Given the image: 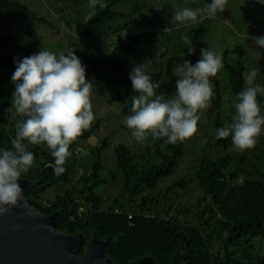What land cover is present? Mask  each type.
<instances>
[{
	"label": "trees",
	"instance_id": "16d2710c",
	"mask_svg": "<svg viewBox=\"0 0 264 264\" xmlns=\"http://www.w3.org/2000/svg\"><path fill=\"white\" fill-rule=\"evenodd\" d=\"M73 1H83L88 5V0ZM112 2V0H105L104 8L97 6L89 20L78 24L76 37L80 42L74 41L73 49L101 87L108 92L111 102L120 105V116H127L131 114V97L137 94L132 89L129 73L134 65H138L141 44L156 42V36L152 31H142L123 38L118 43H113L109 37L112 31V26L109 24L116 15L111 9ZM0 9L19 14L24 21L26 20V31L29 36L36 41L39 40V36L31 25L35 19L40 24L46 25L41 20L43 17H35L28 7L15 0H0ZM46 28L51 31L49 26ZM13 39L8 33L0 34V50L11 45ZM195 42L193 53L197 46L203 48L198 40ZM6 53L7 55H0V67L11 62L15 63L17 59L11 52ZM192 55L184 58H168L160 70L155 67L156 70L149 71L152 82L158 85L155 94H163L164 99L175 95V82L178 78L174 74L175 63L183 62ZM226 69L229 74V87L236 99V93L244 87L241 74L247 69L241 61L227 64ZM213 91L214 96L210 106L217 108L222 100L221 91L218 87ZM257 100L260 102L261 112L264 113V96L258 95ZM26 118L9 111V96L5 99L0 97V148H12L11 140L16 133L17 121ZM100 124L99 121L91 122L90 127L69 145L73 160L65 161V171L60 174L54 173L51 164L53 157L44 143L34 145L25 141L27 150L34 153L33 161H37L34 169L31 165L29 171L21 175L33 182V185L27 187L25 194L44 215L61 210L58 229L70 234L83 232L87 239L93 233L98 234L102 239L111 236L112 240L106 255L116 264H133L134 260L145 255H151L156 264H169L181 246L184 236L188 248L193 251L184 259V264H232V261L236 260L229 253L225 254L224 260L220 258V255L213 254V243L209 245L206 240L207 237H211L208 233L212 228L213 231L218 232L226 248L230 245H238L252 237L264 238V172L256 171V169L248 171L251 177H245L240 167L227 172L230 161L226 156L205 157L194 166V177L203 192L202 200H208L201 212H210L201 224L198 225L195 221L194 225L190 223L189 212L186 213L184 209H176L173 216L167 217L172 212V206L165 204L166 195L155 199L150 191L155 188L161 177L170 174L177 165L183 152L180 141L175 144H166L164 138H154L153 151L159 158V162L146 166L139 163L143 158L142 154L135 153L134 149L124 144L116 146L114 154L116 164L122 172L123 196L112 199V205L106 207L105 203L109 198L96 192V188L104 182L99 175L102 166L99 157L104 143L93 153L97 156V160L93 162L88 172L80 173L79 164L73 154L78 141L89 138ZM232 144L231 136L219 139L215 136L214 138V145L218 148L226 149ZM186 183L187 180L180 179L169 186L167 188L169 191L166 193L170 192L171 187ZM52 184H57L63 193L56 194L57 191H55L54 199L44 206L42 205L45 199L43 194ZM142 192H144L143 195H141ZM81 199L90 204V216L84 222L77 221V204ZM200 205L198 201L197 207ZM116 207L121 208L123 214H115L113 210ZM129 209L132 210L133 216L128 218L126 214ZM143 213L153 217L146 218ZM162 213H165L168 219L162 218ZM179 216L183 219L180 220ZM201 218L203 216L199 219ZM202 228L207 235L203 233ZM223 235L225 236L222 237ZM212 239H215L214 235ZM83 251V248L75 249L74 253L82 254ZM244 254H246L245 261L236 262L264 264V253L257 256Z\"/></svg>",
	"mask_w": 264,
	"mask_h": 264
},
{
	"label": "rangeland",
	"instance_id": "374dc122",
	"mask_svg": "<svg viewBox=\"0 0 264 264\" xmlns=\"http://www.w3.org/2000/svg\"><path fill=\"white\" fill-rule=\"evenodd\" d=\"M15 1L28 7L35 17H43L41 20L46 25L40 24L36 19L34 22L32 21L31 27L39 36V40L36 41L26 31V20L24 21L19 14L0 9V34L8 33L14 38L11 45L0 50L1 56L7 55L6 52H11L17 59H20L41 49L52 51L57 55L61 52L66 54L68 51H74V41L80 42L76 37L78 24L85 23L93 16V12L90 13L89 6L83 1ZM112 1L111 9L116 15L109 24L112 26L109 37L113 43H118L123 38L142 31L155 33L156 42L141 44L140 56L137 60L138 64L148 63L149 71L160 70L168 58H184L187 56L189 46L194 49L196 40L201 43L203 48H213L222 53L224 67L218 71L215 77H210L213 89L218 87L221 91V104L217 108L211 107L209 104L208 107L199 110L200 119L197 122L196 132L180 141L183 145V152L177 165L170 174L161 177L155 188L150 191L155 199L161 198L165 194L167 197L164 199L165 204L172 206L173 213L176 209H184L186 213L189 212L190 223L194 225L196 222L200 225L210 213L201 212L208 200H202L203 192L194 177V166L203 158L226 156L230 161L227 172L240 167L245 177H251L252 175L247 172L254 169L264 172V126H262V132L256 137V143L252 148L241 150L232 144L226 149H221L214 145L216 129L231 123L235 114L236 99L229 87V74L226 65L241 61L247 71L250 69L257 71V82L260 83L261 80H264V48L254 45L252 40L255 36L264 35V4L258 3L257 0H228L224 12L218 13L214 18L179 24L172 20L174 12L185 7L203 8L210 0ZM252 25L255 26L253 30L251 29ZM47 26L51 31L46 28ZM89 49L91 50L90 47ZM200 49L201 47L197 46L193 55L187 60L194 64L200 59ZM182 63L176 62L175 69ZM15 67L13 62L0 67V97L5 99L9 96V111L12 113L15 112L11 102L15 83L11 80V75ZM86 80H92L94 83L91 105L95 119L92 122L99 121L101 124L89 138L78 141L80 154L74 158L79 164L80 172H88L93 162L97 160V156L93 153L104 143L99 157L102 163L99 175L104 182L96 188V192L109 198L105 203V206L109 207L112 205V199L120 197L123 193L122 172L116 164L114 154L116 146L124 144L134 149L135 153L142 154L143 158L139 163L143 166L158 163L159 158L153 151L154 138L151 134L143 142H137L132 137V130L123 124L126 115L120 116L119 114L120 105L111 102L108 92L101 87L87 67ZM171 97L173 96L169 98ZM72 157L71 155L67 160H73ZM36 163L37 161H33L32 165ZM180 179L187 180V183L173 186L170 192L166 193L169 191L167 188ZM55 191H57L56 194L63 193L57 184H52L43 194L45 198L43 201L48 203L52 201ZM143 194L144 192L141 193V195ZM198 201L201 204L199 207H197ZM202 216L203 218L199 219ZM179 219L182 220L183 217L179 216ZM202 231L206 234L203 228ZM208 234H211V237L214 235V240L207 236L206 240L209 245L213 243L212 251L216 255H220L222 260L226 253H229L236 261H245L244 255L246 254L244 253L253 256L264 253V238L262 237L245 239L238 245H230L226 248L217 231H213L212 228ZM236 261H232V264H239Z\"/></svg>",
	"mask_w": 264,
	"mask_h": 264
},
{
	"label": "clouds",
	"instance_id": "9594fccd",
	"mask_svg": "<svg viewBox=\"0 0 264 264\" xmlns=\"http://www.w3.org/2000/svg\"><path fill=\"white\" fill-rule=\"evenodd\" d=\"M257 2L264 4V0ZM227 4L228 0H210L203 8L185 7L174 12L172 20L185 24L214 18L218 13L224 12ZM88 5L91 13L97 6L104 8L106 3L105 0H88ZM251 29H255V26L252 25ZM252 40L254 45L264 48V35L255 36ZM193 51L189 46L187 55H192ZM15 65L11 75V80L15 83L11 98L12 107L16 114L27 118L17 121L16 133L11 140L12 148H0V215L8 211L5 206L17 204L22 193L19 183L20 178H23L21 175L27 173L33 164L34 153L27 150L25 141L34 145L44 143L53 157L51 164L54 173L60 174L65 171V161L72 155L69 145L88 129L95 119L91 105L94 83L92 80H86V67L74 51L57 55L41 49L16 59ZM223 67L222 53L213 48H201L200 59L194 64L184 60L174 70L178 77L175 82V95L164 99L163 94H155L158 85L150 78L149 64L134 65L129 73V80L134 93L137 94L131 97V114L124 117L123 124L132 130L131 135L137 142H143L149 134L153 138H164L166 144L185 140L197 130L199 110L208 107L214 96L210 77H215ZM241 76L244 87L236 93L232 122L216 129L215 136L217 139L231 136L233 145L243 150L255 145L256 137L261 134L264 126V113L261 112V105L257 100L258 95L264 96V80L260 83L256 81L255 69L245 71ZM73 154H80L78 144L75 145ZM34 167L35 164L32 169ZM30 182L33 185V182ZM47 203L42 201L44 206ZM89 206L83 199L78 202L77 221L84 222L90 216ZM113 212L123 214L118 207L114 208ZM126 215L128 218L133 216L132 210L129 209ZM143 215L146 218L153 217L148 213ZM171 215L174 213H169L167 217ZM161 217L168 219L165 213H162ZM71 219L74 220V217L71 216ZM93 234L89 239L84 234L85 239L90 240ZM190 250L187 243L186 251ZM192 253L193 251L188 255Z\"/></svg>",
	"mask_w": 264,
	"mask_h": 264
},
{
	"label": "water",
	"instance_id": "95a60500",
	"mask_svg": "<svg viewBox=\"0 0 264 264\" xmlns=\"http://www.w3.org/2000/svg\"><path fill=\"white\" fill-rule=\"evenodd\" d=\"M21 196L14 206L0 215V264H115L105 253L112 237L101 240L93 234L86 240L83 233L74 235L57 228L61 210L44 215L25 195L32 183L24 178L19 181ZM84 247L77 255L75 249ZM186 238L169 264H184L192 251H186ZM133 264H154L151 256H145Z\"/></svg>",
	"mask_w": 264,
	"mask_h": 264
},
{
	"label": "built area",
	"instance_id": "2783aa9c",
	"mask_svg": "<svg viewBox=\"0 0 264 264\" xmlns=\"http://www.w3.org/2000/svg\"><path fill=\"white\" fill-rule=\"evenodd\" d=\"M81 210V209H80Z\"/></svg>",
	"mask_w": 264,
	"mask_h": 264
}]
</instances>
